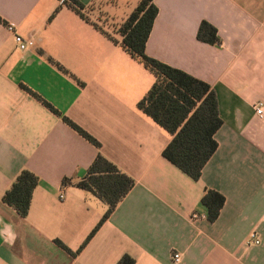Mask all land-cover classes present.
<instances>
[{
	"label": "crops",
	"instance_id": "1",
	"mask_svg": "<svg viewBox=\"0 0 264 264\" xmlns=\"http://www.w3.org/2000/svg\"><path fill=\"white\" fill-rule=\"evenodd\" d=\"M79 1L92 20L100 6L88 9L107 2ZM153 1L146 53L218 98V148L198 180L163 156L170 135L138 110L150 70L71 8L52 17L61 0H0V264H116L125 254L135 264H264V116L254 109L264 102V0ZM139 2L108 0L104 21L119 26ZM203 20L220 45L198 39ZM9 25L35 45L21 50ZM98 153L135 185L88 239L108 206L76 183ZM25 169L39 181L21 217L2 198ZM206 188L225 196L214 222L201 203Z\"/></svg>",
	"mask_w": 264,
	"mask_h": 264
},
{
	"label": "trees",
	"instance_id": "2",
	"mask_svg": "<svg viewBox=\"0 0 264 264\" xmlns=\"http://www.w3.org/2000/svg\"><path fill=\"white\" fill-rule=\"evenodd\" d=\"M63 6L74 10L114 43L120 44L126 52L154 74L155 81L138 102V110L152 118L170 135L171 139L162 152L163 156L189 177L198 180L204 166L218 148L216 133L223 123L219 115L218 98L206 81L146 53V42L158 14V7L154 1L140 0L131 14L117 27L115 33L105 30L91 20L84 12L87 7L79 0H61L52 17ZM0 21L5 22L1 17ZM113 34L119 35L120 39ZM197 36L203 42L221 44L217 28L206 20L200 23ZM36 96L52 111L60 114L50 103ZM63 119L90 142L97 147L100 146L92 135L70 118L63 116ZM38 181V176L34 172L22 170L5 192L3 202L14 208L21 217H26ZM63 183H69V179L64 178ZM134 185V178L124 173L103 154H97L87 174L76 183L77 187L96 195L108 206L88 239L112 214ZM201 203L207 209L208 219L214 222L224 206L225 196L215 189L206 188ZM57 242L71 255L78 253L71 251L61 241ZM116 264H135V259L125 254Z\"/></svg>",
	"mask_w": 264,
	"mask_h": 264
},
{
	"label": "built area",
	"instance_id": "3",
	"mask_svg": "<svg viewBox=\"0 0 264 264\" xmlns=\"http://www.w3.org/2000/svg\"><path fill=\"white\" fill-rule=\"evenodd\" d=\"M9 30L15 33V28L12 25H9ZM15 41L17 43V46L21 49V50H27L31 47H33L35 45V38L34 36H30V37H24L18 33H15ZM254 109L256 114L259 117H263L264 116V102L263 101H257L254 104ZM60 199H62L64 197V193L61 192L59 195ZM194 217H198L197 213H194L193 215ZM256 243L259 244L261 242V238L257 235V233L254 231L251 234V239H250V243ZM173 259L175 262H179L181 260V255L179 253H175L173 255Z\"/></svg>",
	"mask_w": 264,
	"mask_h": 264
},
{
	"label": "rangeland",
	"instance_id": "4",
	"mask_svg": "<svg viewBox=\"0 0 264 264\" xmlns=\"http://www.w3.org/2000/svg\"><path fill=\"white\" fill-rule=\"evenodd\" d=\"M107 2H108V0H107ZM107 2H106V3H107ZM106 3H104V2H103V3H102V2H100V3H95V4H94V7H90V8L88 9V11H89V10H92L91 8H95L96 5H99V6H100V8H99L100 12H98V14H96V15H95V14H92L93 17L95 18L94 20H96L95 22H97L100 26L107 27V28L110 30V32L115 33V30L117 29L118 26H116V25H114V24H113V25H111V24L108 25V23H106V21H104V19H105V15L102 13V9L104 8V6H105ZM99 10H98V11H99ZM88 11H87V13H89ZM90 19H91V18H90ZM91 20H92V19H91ZM94 20H93V21H94ZM115 35H116V34H115Z\"/></svg>",
	"mask_w": 264,
	"mask_h": 264
}]
</instances>
